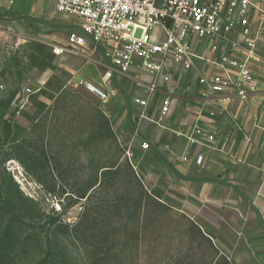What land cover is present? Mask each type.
I'll return each instance as SVG.
<instances>
[{
    "label": "rangeland",
    "instance_id": "obj_1",
    "mask_svg": "<svg viewBox=\"0 0 264 264\" xmlns=\"http://www.w3.org/2000/svg\"><path fill=\"white\" fill-rule=\"evenodd\" d=\"M54 4L0 12V238L11 225L0 264H229L196 221L141 187L113 100L70 86L96 85L105 62L53 55L78 28ZM26 87L37 92L14 108Z\"/></svg>",
    "mask_w": 264,
    "mask_h": 264
},
{
    "label": "crops",
    "instance_id": "obj_2",
    "mask_svg": "<svg viewBox=\"0 0 264 264\" xmlns=\"http://www.w3.org/2000/svg\"><path fill=\"white\" fill-rule=\"evenodd\" d=\"M18 1H0V12H11ZM70 18L79 34V20ZM86 50L97 52L107 68L99 50ZM257 53L264 59V35ZM253 70L264 82V64ZM214 73L209 63L195 60L190 71L174 75L162 88L171 100L162 121L161 93L145 108L133 102L144 93L137 83L149 77L135 69L114 75L111 117L125 140L132 169L152 198L196 221L229 264H264V92L223 102L197 81ZM193 129L213 140L199 136L190 143ZM144 143L146 149L141 148ZM199 156L202 163L197 165Z\"/></svg>",
    "mask_w": 264,
    "mask_h": 264
},
{
    "label": "built area",
    "instance_id": "obj_3",
    "mask_svg": "<svg viewBox=\"0 0 264 264\" xmlns=\"http://www.w3.org/2000/svg\"><path fill=\"white\" fill-rule=\"evenodd\" d=\"M55 12L79 20L81 32L72 33L63 45H53L56 57L79 55L80 49L99 50L108 62L96 85L81 78L70 81L72 88H84L106 103L114 94L113 76L133 69L149 77L137 85L144 90L133 102L142 107L161 93L158 121L170 111L171 100L163 87L174 75L184 74L193 61L209 63L217 73L198 77L207 93L244 101L264 92V82L254 67L264 64L257 44L264 35V0H55ZM140 31L139 37H136ZM37 91L30 87L17 92L12 106ZM204 136L193 129L190 143ZM142 149L147 144L141 145ZM200 165L202 157L196 158Z\"/></svg>",
    "mask_w": 264,
    "mask_h": 264
},
{
    "label": "trees",
    "instance_id": "obj_4",
    "mask_svg": "<svg viewBox=\"0 0 264 264\" xmlns=\"http://www.w3.org/2000/svg\"><path fill=\"white\" fill-rule=\"evenodd\" d=\"M130 170L132 173H134L133 172L134 170L131 167H130ZM140 185H141V187H143L141 183H140ZM1 229H2L3 233H2L1 238H0V249L5 245V240L8 238V236L11 232V225H10L9 221H7L3 225V227H1Z\"/></svg>",
    "mask_w": 264,
    "mask_h": 264
},
{
    "label": "bare ground",
    "instance_id": "obj_5",
    "mask_svg": "<svg viewBox=\"0 0 264 264\" xmlns=\"http://www.w3.org/2000/svg\"><path fill=\"white\" fill-rule=\"evenodd\" d=\"M11 163V162H10Z\"/></svg>",
    "mask_w": 264,
    "mask_h": 264
}]
</instances>
